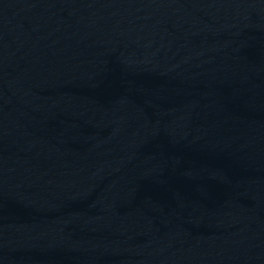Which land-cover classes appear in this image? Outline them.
I'll list each match as a JSON object with an SVG mask.
<instances>
[{
	"label": "water",
	"instance_id": "1",
	"mask_svg": "<svg viewBox=\"0 0 264 264\" xmlns=\"http://www.w3.org/2000/svg\"><path fill=\"white\" fill-rule=\"evenodd\" d=\"M0 264H264V0H0Z\"/></svg>",
	"mask_w": 264,
	"mask_h": 264
}]
</instances>
